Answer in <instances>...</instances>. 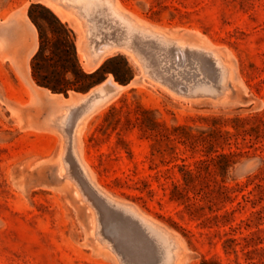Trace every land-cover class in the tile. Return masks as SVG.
<instances>
[{"label": "rangeland", "instance_id": "374dc122", "mask_svg": "<svg viewBox=\"0 0 264 264\" xmlns=\"http://www.w3.org/2000/svg\"><path fill=\"white\" fill-rule=\"evenodd\" d=\"M109 1L185 44L175 58L189 77H214L218 56L225 81L216 93L188 94L184 81L173 92L126 52L91 60L88 23L74 7L0 0V264H133L134 256L149 264L138 230L98 189L167 231L177 264H264V0ZM56 18L72 31L82 69L98 71L90 87L60 99L37 92L47 87L32 69L41 42L64 48L51 30L62 31ZM193 47L204 49L201 64L188 55ZM60 64L47 59L41 73L53 77ZM107 79L129 86L87 119L75 143L86 170L72 161L59 121L80 101L71 91L106 83L111 92Z\"/></svg>", "mask_w": 264, "mask_h": 264}, {"label": "bare ground", "instance_id": "6f19581e", "mask_svg": "<svg viewBox=\"0 0 264 264\" xmlns=\"http://www.w3.org/2000/svg\"><path fill=\"white\" fill-rule=\"evenodd\" d=\"M57 1H58V3L65 4L69 7L70 6H72V8L74 7L76 9L77 13L80 16H82L85 19V21L88 23V35H89L88 37L90 40L89 41L90 42V46H89L90 52L89 51L88 52L90 54L91 60L96 61V63H98L99 60L108 51L126 52L130 56H132L133 58L138 59V61L142 65V68H143L142 72L145 76L152 77V78L156 79L159 83L167 85L173 92L176 90V87L177 86L179 87V85L181 83H183V81H184V83H183V84H185L184 89L182 87H181V89L184 90L185 92H187L188 94L197 93V92L216 93L219 86L222 85L225 81L223 68H221V66L219 65L218 60H217L218 56H215L214 68H212L214 71L212 72L209 70L210 72H212L214 74V77L207 78L209 75L208 76L205 75L207 77H204V78L189 77L190 73H192L193 71L192 72L189 71L190 72L189 73L186 69L187 64H185L183 67H181V65L176 61V58H175V52L176 51L181 52L183 50L185 44H184V46L178 45L177 47H175L176 42L174 41L173 38L172 39L167 38L166 36L161 34L158 29L156 31H153L150 26L144 24L141 20L136 19L133 16H131L130 14H128L127 12H125V10H123L119 5L115 6L109 0H57ZM55 3H56V1H55ZM54 4L51 3L50 5L61 16L62 13H61L60 8ZM62 16H65V15H62ZM175 39L179 40V38H175ZM99 44H101V45L99 46ZM179 44H180V42H179ZM203 51H204V49L201 47H193V49L190 51V53L188 55L192 56L195 60H197L200 63L204 59ZM85 55H86V53H85ZM90 58L88 57V59H87V57H86V61L87 60L89 61ZM89 62H92V61H89ZM190 62H191V60H190ZM190 62L188 61V64ZM92 63H94V62H92ZM208 65H209V62H208ZM85 68L90 69L91 67L89 68V66L88 67L85 66ZM207 69L208 68H206V70ZM200 71H203V70H200ZM188 73H189V75H187ZM193 74H194V72H193ZM199 75L197 77H199ZM191 76L194 77V75H191ZM210 77H211V75H210ZM108 78H110V77H108ZM107 80H109V79H107ZM105 84L106 83H102L98 87L91 89L88 93H85V96L82 97L81 101L76 106L67 107V112H66V114H64L63 122L61 123L59 121V126L61 127L63 132L69 135L72 161L74 160V162H77V164L81 168L84 167V169H86V170L88 168L81 158L79 148H78V155L76 153L75 143L81 139L82 131H83V128L86 124L87 119L93 113H95L101 106H103L109 100V98H111L112 93H114L112 91L111 92L106 91V85ZM113 84L116 87L115 92H118V93H119V91L125 90L129 86V85H125V84H119L117 82H115ZM48 90L49 89H47V88H46V90H44L48 93V95L50 94L54 97L57 96L56 95L57 93H53V92L50 93V92H48ZM179 92H181V91H177L175 93L179 94ZM115 95H117V94H115ZM115 95L113 94L112 97H114ZM62 101H64L66 104V102L70 101V98L64 99ZM68 104H67V106H68ZM72 168H73V166H72ZM93 183H95V182L93 181ZM98 190H99L101 196L104 197V199L106 200V203L110 204L111 206H113L117 210L116 211L117 213L116 212L115 213L118 215V217L122 218L124 222L131 224L136 230H138V232H140V233H138L136 231V233L134 235H136V234L141 235L142 239L139 238V239H141L139 241H142L143 239H144V241H142V246L137 245V243H136V245H137L136 247H138V246L141 247L140 251L149 256L150 260L146 259L149 264L150 263L151 264H177L176 263L177 254L174 253V256H171L169 254L170 253V242H169L168 236L166 234L167 231H165V230L163 231V229L161 227L154 224L151 220L152 218L151 219L148 218L138 208H135L133 206L131 207V205H127L125 203L116 201L112 197H110L109 195L105 194L100 189H98ZM100 201H101V199H100ZM100 201H99V203H101ZM102 202H103V200H102ZM97 205L99 206V204H97ZM97 205H96V208H97ZM106 208H107V206H106ZM111 209H112V207H111ZM111 213L113 214L114 211L112 210ZM112 217H110V215H109V217H107V218L109 219ZM116 217H114V218H116ZM114 218H112L111 220H114ZM106 221H108V220H106ZM120 221H121V219H120ZM120 221H119V223H120ZM102 222H103V224H105L104 220ZM100 223H101V221H100ZM106 224H108V223H106ZM117 225H118V223H117ZM122 225H123V222H122ZM127 225H126V227H127ZM106 226H109L108 229L110 227H112L110 225H106ZM146 226L150 227L151 230L147 229ZM120 227H122V226H120ZM114 228H116V227H114ZM122 228H124V227H122ZM124 229H127V228H124ZM111 230L112 229H110V233H111ZM129 231H128V233H129ZM125 232L127 233V230ZM113 234H115V233H113ZM126 239H132V237L130 238V236H129V238H126ZM133 239H134V237H133ZM137 239H138V237H137ZM124 241L122 242V246L127 244V242L125 241L126 242L125 243ZM129 242H130V240H129ZM123 243H125V244L123 245ZM131 243H133V242H131ZM128 245H129V243H128ZM128 245H126V246H128ZM119 246H117V247H119ZM122 248L123 247H120V249H122ZM127 248H129L132 251V249L130 247H126L125 249H127ZM125 249H122V250H125ZM134 251H132V252H134ZM129 252L130 251H126L125 253H129ZM132 252H130V253H132ZM138 252H139V249H138ZM122 253H123V251H122ZM136 254L132 253V255H136ZM123 255H124V253H123ZM141 256H139V257H141ZM125 257H126V255H125ZM128 257L129 256L127 255L126 259L130 260ZM132 261H133V264H141V263H139V261L136 260L135 256H134V258L132 257ZM132 261L130 260V262H132Z\"/></svg>", "mask_w": 264, "mask_h": 264}, {"label": "trees", "instance_id": "16d2710c", "mask_svg": "<svg viewBox=\"0 0 264 264\" xmlns=\"http://www.w3.org/2000/svg\"><path fill=\"white\" fill-rule=\"evenodd\" d=\"M34 7V5H33ZM31 19L38 25L39 30L41 31V39L45 36L42 31L44 30L42 26L38 23L37 19L34 17L32 13V9L30 11ZM56 21L62 27V31H58L54 29L51 25V30L53 34H60L61 39L63 41L64 48L61 49L56 44L53 46H49V42H41L39 50L33 57L32 62V69H33V76L36 82L41 85L51 89L54 92H67L69 89H76L79 91H83L90 87L93 83V78L96 76L98 71L92 73H86L78 60L77 50L75 46L74 39L72 38V31L67 28L66 25L62 24L57 18ZM50 50L52 56L46 54V52ZM68 57L67 61L63 57ZM55 57L58 58L60 64V69H58L57 65L54 66V69L51 71L53 77L48 75H43L41 72L44 68L43 63L48 60H54ZM68 73H72L75 77V80L70 81L66 78Z\"/></svg>", "mask_w": 264, "mask_h": 264}, {"label": "crops", "instance_id": "0c3cea01", "mask_svg": "<svg viewBox=\"0 0 264 264\" xmlns=\"http://www.w3.org/2000/svg\"><path fill=\"white\" fill-rule=\"evenodd\" d=\"M86 69V68H85ZM93 69V67H91L90 69H87V70H92ZM101 84V83H100ZM99 84V85H100ZM99 85H97V86H95L94 88H96V87H98ZM44 90H46V88H40V89H37V92H39V94H45V95H47L48 93L46 92V91H44ZM43 92V93H42ZM71 92H73V93H71ZM69 94H70V96L72 97L73 96V94H78V95H80L81 96V98H80V101H81V99H82V97H84L85 96V93H79V92H76V91H71ZM57 96L56 97H54V99H60V96H61V94H59V93H57L56 94ZM64 99H68V98H64ZM62 100V99H61ZM79 101V102H80Z\"/></svg>", "mask_w": 264, "mask_h": 264}, {"label": "water", "instance_id": "95a60500", "mask_svg": "<svg viewBox=\"0 0 264 264\" xmlns=\"http://www.w3.org/2000/svg\"><path fill=\"white\" fill-rule=\"evenodd\" d=\"M116 81H113V80H109V82H108V87L110 88V90L112 91V92H115L116 91V87L114 86V84L113 83H115ZM97 85H99V84H96V85H94L93 87H91V88H89L85 93H88L91 89H93L95 86H97ZM48 89V88H47ZM50 90V89H49ZM51 92H53V93H57V92H54V91H52V90H50ZM67 98H68V96H67Z\"/></svg>", "mask_w": 264, "mask_h": 264}]
</instances>
